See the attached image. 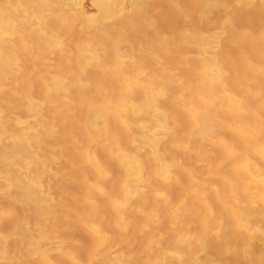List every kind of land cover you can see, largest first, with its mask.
<instances>
[{
    "label": "bare ground",
    "instance_id": "1",
    "mask_svg": "<svg viewBox=\"0 0 264 264\" xmlns=\"http://www.w3.org/2000/svg\"><path fill=\"white\" fill-rule=\"evenodd\" d=\"M85 1L0 0L8 264H264V0Z\"/></svg>",
    "mask_w": 264,
    "mask_h": 264
},
{
    "label": "rangeland",
    "instance_id": "2",
    "mask_svg": "<svg viewBox=\"0 0 264 264\" xmlns=\"http://www.w3.org/2000/svg\"><path fill=\"white\" fill-rule=\"evenodd\" d=\"M97 0H86L85 1V6L87 8L88 14L89 15H95L96 14V6H94V3ZM105 1V0H104ZM102 0H99V2L105 3ZM107 1V0H106ZM55 167V168H54ZM60 168V165L57 166H53V169L56 170ZM53 185L51 186V190H53ZM2 205L4 206V208L8 205L7 203H2ZM58 223L55 222L54 223V228L52 229H48L47 231L44 232L43 236L45 238V240L47 241H51L53 239H55L58 236V239L61 240L60 242L62 243V245H60V250L59 252H63L65 249H68L69 246V239L71 237V231L68 230H57ZM11 230L9 225H4L2 227L1 230V235L2 234H6ZM60 236V237H59ZM43 251L42 253L40 252ZM217 254L213 252V254L211 255L213 259L218 260V256H216ZM20 258L21 255L19 254V250H18V246L16 244H11L8 246L7 251L2 252L0 250V261L3 262L4 264H8V263H17L20 262ZM57 261L58 260V256L54 253L49 252L45 246H43L42 248H35L33 250H31L29 252V259L27 264H42L43 261ZM221 261V263L225 264L226 262H224L225 260L219 259Z\"/></svg>",
    "mask_w": 264,
    "mask_h": 264
}]
</instances>
